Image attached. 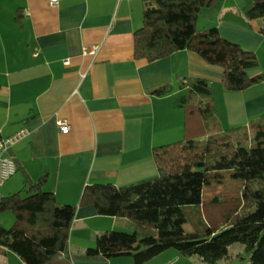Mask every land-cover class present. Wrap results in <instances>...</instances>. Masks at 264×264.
<instances>
[{"label":"crops","instance_id":"obj_1","mask_svg":"<svg viewBox=\"0 0 264 264\" xmlns=\"http://www.w3.org/2000/svg\"><path fill=\"white\" fill-rule=\"evenodd\" d=\"M145 1L59 0L51 6L48 0H0V140L28 128L30 136L10 151L23 174L22 186L25 174L34 181L47 176L43 190L61 205L77 206L71 256L94 248L103 232L131 227L126 218L100 216L93 206H83L87 186L124 187L153 178L159 174L154 148L201 134L199 121L188 128L185 109L176 106L188 93L183 81L212 84L223 129L247 126L264 115V80L242 91L227 90L224 70L189 50L155 62L137 60L134 34L143 26ZM252 1H215L200 11L197 29L217 28L254 52L258 67L248 74L255 77L264 76V35L262 21L245 14ZM92 46L99 47L96 56H85ZM165 87L168 94H154ZM5 187L0 199L20 192V183ZM236 260L231 250V257L217 264ZM242 262L249 264L244 257ZM0 264L24 263L0 249ZM73 264L135 261L127 256ZM145 264L207 263L170 249Z\"/></svg>","mask_w":264,"mask_h":264},{"label":"trees","instance_id":"obj_2","mask_svg":"<svg viewBox=\"0 0 264 264\" xmlns=\"http://www.w3.org/2000/svg\"><path fill=\"white\" fill-rule=\"evenodd\" d=\"M215 1L146 0L143 26L134 34L135 58L155 62L189 50L224 70L227 90L242 91L263 81L262 74H248L258 67L254 52L225 38L217 28L197 29L200 11ZM245 14L262 21L264 35V0L250 2ZM182 85L188 93L176 106L185 109L188 128L192 121L196 125L199 121L198 138L154 148L159 174L153 178L124 187L94 184L83 192V206H93L100 216L128 219L131 232H103L96 236L94 248L71 256L69 236L77 206L61 205L54 193L43 190L47 176L34 181L25 174L27 195L17 192L0 199V212L11 210L15 215L12 228L0 227V249L14 253L24 264H73L76 259L127 256L135 264H145L170 249L217 264L229 259L231 247L239 243L250 254L249 264H264V115L247 126L223 129L212 84L188 79ZM169 92L165 87L154 94ZM206 193L210 197L204 201ZM200 206L225 213L227 225L209 226ZM190 207H196L202 227L193 232L185 230Z\"/></svg>","mask_w":264,"mask_h":264},{"label":"rangeland","instance_id":"obj_3","mask_svg":"<svg viewBox=\"0 0 264 264\" xmlns=\"http://www.w3.org/2000/svg\"><path fill=\"white\" fill-rule=\"evenodd\" d=\"M22 175L23 174L21 173V171H18L16 175H14L9 180V182H6L5 184L8 186V185H15L17 183H20V188L19 190H16V191H20L21 195L24 197L27 194L25 192V186H22L23 184L21 183V180H23ZM5 191H6V187L1 189L0 196L1 194L3 195ZM208 197H210V195L206 193V198L204 199V201H207ZM199 210H201L202 217L209 226L213 225L214 227H217L218 229H220V228L225 227L228 223V219L225 213H220L219 211L214 213L212 212L211 209L204 208L202 206L199 207ZM211 212H212V215H211ZM187 217H188V222L185 224V230L187 232H193V231H196L197 228H202L201 225L199 226V223H198L199 219L196 217V207H190L187 210ZM14 224H15V215L11 210L0 212V227H3L5 229H10L14 226ZM126 229L127 230H125V232H131V227L126 228ZM231 250L234 253L235 258H238V260L235 261L238 264L243 263L242 262L243 257L247 258V260L249 261L250 254L245 251L244 246L242 244H239V243L234 244ZM238 253H241V256L236 257Z\"/></svg>","mask_w":264,"mask_h":264},{"label":"built area","instance_id":"obj_4","mask_svg":"<svg viewBox=\"0 0 264 264\" xmlns=\"http://www.w3.org/2000/svg\"><path fill=\"white\" fill-rule=\"evenodd\" d=\"M51 6H57L59 0H48ZM99 47L92 46L84 49L85 56H96ZM38 53H35L37 56ZM65 64H69L68 61ZM60 128L63 132L69 131L70 127L66 122H59ZM31 131L28 128H22L15 134L0 140V189L18 172V166L13 157L10 156V151L21 141L28 138Z\"/></svg>","mask_w":264,"mask_h":264}]
</instances>
